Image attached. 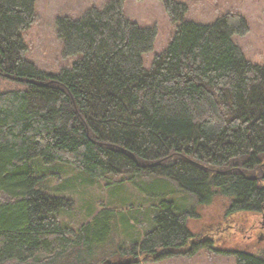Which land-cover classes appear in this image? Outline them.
Masks as SVG:
<instances>
[{"label":"trees","instance_id":"1","mask_svg":"<svg viewBox=\"0 0 264 264\" xmlns=\"http://www.w3.org/2000/svg\"><path fill=\"white\" fill-rule=\"evenodd\" d=\"M124 1L55 19L63 57L75 58L53 74L24 58L33 0H0V76L16 82L0 87V264H126L206 247L211 236L192 233L188 220L213 201L223 219L264 217V61H247L232 39L248 30L245 19L224 13L197 23L184 19L183 3L164 0L174 31L145 68L156 30L128 19ZM54 164L89 183L171 180L196 202L181 212L152 198L159 211L140 242L113 207L72 225L74 199L45 185ZM125 236L135 242L128 249ZM214 251L264 264L261 248Z\"/></svg>","mask_w":264,"mask_h":264},{"label":"rangeland","instance_id":"2","mask_svg":"<svg viewBox=\"0 0 264 264\" xmlns=\"http://www.w3.org/2000/svg\"><path fill=\"white\" fill-rule=\"evenodd\" d=\"M106 1L33 0L34 20L22 34L23 42L27 48L24 58L46 73L54 74L60 68L69 66L75 57H63L62 43L55 33V19L62 16L78 18L91 6L101 7ZM163 1H124L123 10L128 19L139 26H152L156 30L152 49L142 55L145 68L150 66L154 54L165 49L174 31V25L164 10ZM175 1L186 6L184 19L197 23L210 24L216 17L224 13L241 15L247 23L248 30L244 34H234L232 39L241 48L247 61L256 65L263 63L264 0ZM14 86H16L15 81L0 76L1 88ZM36 162L37 160H33L32 166ZM48 169L45 185L49 188V192L74 199L71 204L73 211L70 224L76 225L85 222V214L101 206L113 207L122 211L124 215L126 214L127 222L136 227L137 235L133 234V236L137 238V242H140L144 233L154 226L152 218L159 211L158 207L156 210L153 206L157 203L155 202L156 198L171 200L181 212L191 209L196 202L195 196L180 190L177 184L171 180L161 183L152 177L128 180L122 179L123 177L109 176V179H100L99 181H93L96 180L93 179L89 183L86 180L87 176L84 177V174L70 165L54 164ZM69 182L71 185L67 186ZM157 188L160 189V192H157ZM152 192L156 195H152ZM223 211L224 209L218 207L215 201L206 206L194 207V213L188 220V227L194 234L211 236V242L205 243L206 247H196L190 251L192 247L189 249L187 246L181 253L159 258L139 255L137 256L139 259L126 264H234V253L216 252L214 249L231 252L236 247L249 250L264 249V217H252L251 219L249 215L244 214L233 215L232 219L230 217L223 219ZM65 216H63L64 219ZM118 224L122 229L121 221ZM210 231L212 232L209 233ZM133 242V240L127 239L122 246L128 249L135 243ZM209 247L212 248L209 249ZM113 262L115 261L113 260Z\"/></svg>","mask_w":264,"mask_h":264}]
</instances>
